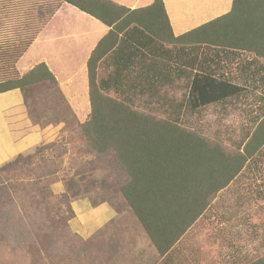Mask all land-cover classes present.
<instances>
[{
	"label": "trees",
	"instance_id": "16d2710c",
	"mask_svg": "<svg viewBox=\"0 0 264 264\" xmlns=\"http://www.w3.org/2000/svg\"><path fill=\"white\" fill-rule=\"evenodd\" d=\"M23 2L0 0V93L19 88L24 95L21 106L5 112L13 137L40 131L43 141L36 153L49 150L51 138L45 129L31 126L22 114L30 99L37 97V89L50 90L52 98L67 104L45 62L24 74L17 70L18 60L39 32L63 3L105 24L109 31L87 62L91 114L77 126L89 151L99 158L111 157L124 171L126 179L112 205L134 215L161 258L157 264H185L179 259L183 256L179 246L190 228L212 211L217 213L216 197L221 191L229 189L237 201H244L247 193L241 191V182L259 170L264 146V0H233L227 13L178 36L163 0L135 9L113 0H27L28 15L21 20L27 12ZM180 80L188 86L183 100L168 95V88ZM250 95L258 103L254 118L258 124L236 143L235 151L228 152L221 139L213 140L185 125L188 113L200 114L209 106L226 108L231 101H247ZM155 104L164 117L154 111ZM17 120L21 122L15 124ZM31 157L20 154L0 166V244L7 243L1 252L19 256L7 258L10 264L31 261L34 233H42L45 227L38 221H46L47 214L38 215L36 209L47 197L34 196L36 191H47L39 180L52 170V162L42 164L45 174L40 179L29 177L28 185L21 184L28 200L20 205L18 183L4 177ZM258 193L264 196L262 190ZM69 210L72 219L71 201ZM219 217L234 219L222 213ZM74 235L66 234L71 253ZM233 264H264V256L237 259Z\"/></svg>",
	"mask_w": 264,
	"mask_h": 264
},
{
	"label": "rangeland",
	"instance_id": "374dc122",
	"mask_svg": "<svg viewBox=\"0 0 264 264\" xmlns=\"http://www.w3.org/2000/svg\"><path fill=\"white\" fill-rule=\"evenodd\" d=\"M23 4L25 6L23 11H26L27 0H24ZM26 13L28 15V10L23 12L21 20L27 18ZM65 20L67 19L63 16L56 18L50 34L57 33L58 30L61 33ZM246 58L252 56L247 55ZM234 71L236 73L235 69ZM99 75L102 76L104 73L100 72ZM177 83L168 88V95L183 100L188 92L187 81L180 80ZM35 95L37 97L30 99L31 102L22 117L30 121L31 126L45 129L51 138L48 140L50 149L37 154V147L33 152L24 154L32 156L25 166L4 173L6 179L11 181L14 179L18 183V188L21 184L25 187L29 183V177L31 179L38 176L39 178H34L36 180L40 179V174H45L42 164L52 162L50 166L52 170L39 180L41 185L46 186L47 191L46 189L44 191L48 193L36 191V197L34 196V199L47 197L42 206L36 209L38 215L39 213L47 215H44L46 221L41 219L38 221L39 224L43 221L45 227L42 233H34L36 246L31 250L35 251L30 253L31 261L27 264H71L74 259L75 262L72 264H99L100 254H104L93 246L92 240H84L74 235L75 247L72 253L71 250L68 251L69 240L66 234L68 232L73 234L70 227L72 223L69 202L77 197H89L93 202L109 200L113 207L112 203H116L118 186L126 179L125 173L111 157L99 158L89 151L87 142L77 126L80 121L75 119L68 102L69 107L62 100L52 98L50 90L45 88L41 91L37 89ZM36 100L37 102L32 105ZM142 105L140 103L138 107L143 111L145 108ZM152 106L159 116H165L158 104ZM257 106L258 103L250 95L247 101H231L226 108L209 106L200 114L188 113L184 117L185 125L189 129L199 130L204 136L213 140L216 137L221 139L228 152L235 151L236 143L249 129L255 128L258 124H254ZM20 122L17 120L15 124ZM261 153L259 170H255L256 175L249 176L241 182V191L247 193L246 199L237 201L236 195H233L231 190L221 191L216 197L219 203L216 208L217 213L212 211L199 219L179 246V252L183 254L179 257L183 260L182 263L233 264L237 259L254 260L264 256V196L260 197L258 193V190H262L264 194V146ZM30 170L32 173H29ZM19 192L23 199L18 201V205L28 200L21 188ZM220 213L234 215V219L223 221L219 219ZM6 244L4 242V245ZM70 244L73 245V242L70 241ZM4 245L0 244V264H10L7 258L14 259L19 256H10L8 251L1 252ZM116 258L124 259L119 254ZM156 260L157 258H154L153 262L155 263ZM102 264L108 263L104 261Z\"/></svg>",
	"mask_w": 264,
	"mask_h": 264
},
{
	"label": "crops",
	"instance_id": "0c3cea01",
	"mask_svg": "<svg viewBox=\"0 0 264 264\" xmlns=\"http://www.w3.org/2000/svg\"><path fill=\"white\" fill-rule=\"evenodd\" d=\"M131 9L150 5L153 0H113ZM176 36L190 31L227 13L233 0H163ZM64 17L62 30L51 33L58 17ZM109 28L98 19L63 3L35 41L18 60L16 67L24 74L40 62H45L56 75L59 87L80 122L91 114L87 62L92 51ZM52 36H50V35ZM31 57V58H30ZM24 103L19 88L0 93V165L20 154L36 150L43 141L40 131H31L19 139L11 133L5 112ZM75 216L70 220L72 232L84 240H92L101 250L100 263L157 264L161 258L144 229L127 209L116 210L109 201L94 204L89 197H77L71 202ZM124 259H117V255ZM114 257V260H113ZM154 258H157L154 263ZM113 260V262H112ZM189 263V262H188ZM196 263V262H195ZM197 264V263H196Z\"/></svg>",
	"mask_w": 264,
	"mask_h": 264
}]
</instances>
